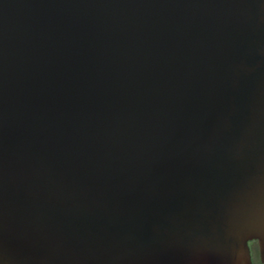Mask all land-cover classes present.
<instances>
[{"label":"water","instance_id":"1","mask_svg":"<svg viewBox=\"0 0 264 264\" xmlns=\"http://www.w3.org/2000/svg\"><path fill=\"white\" fill-rule=\"evenodd\" d=\"M264 249V0H0V264H251Z\"/></svg>","mask_w":264,"mask_h":264},{"label":"flooded vegetation","instance_id":"2","mask_svg":"<svg viewBox=\"0 0 264 264\" xmlns=\"http://www.w3.org/2000/svg\"><path fill=\"white\" fill-rule=\"evenodd\" d=\"M251 264H264V249L258 240L249 242Z\"/></svg>","mask_w":264,"mask_h":264}]
</instances>
